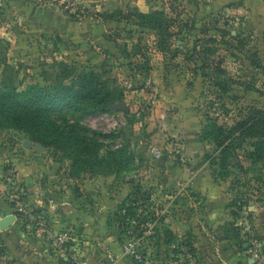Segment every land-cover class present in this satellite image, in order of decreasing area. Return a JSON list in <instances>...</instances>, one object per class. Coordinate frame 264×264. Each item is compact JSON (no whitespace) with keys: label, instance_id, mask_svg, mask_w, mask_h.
<instances>
[{"label":"rangeland","instance_id":"rangeland-1","mask_svg":"<svg viewBox=\"0 0 264 264\" xmlns=\"http://www.w3.org/2000/svg\"><path fill=\"white\" fill-rule=\"evenodd\" d=\"M3 1L0 0V85L12 84L20 91L35 83L56 86L60 83L57 78L61 62L73 65L79 71L81 67H87L102 74L111 88L123 94L122 101L115 105L125 104L126 107L121 112L111 110L108 114L89 116L80 122L98 132L113 134L116 138L106 141L109 149L126 150L131 156V170L121 173L117 179L120 184L142 189L140 196H146L144 199L139 197L137 209L141 208L152 217L153 207L163 211L169 208L168 213L162 215V222L168 216L176 220L177 216L171 213L173 205L169 207L171 194L168 190L157 189V170L161 171L164 167H208L215 181L223 183V192L229 194L232 221L225 228L230 233L231 225L239 229L242 243L248 244V260L253 242L261 244L264 253V238L253 232L254 216L250 210L254 203L264 206V162L253 163L247 159V151L251 147L245 144L237 152V158L230 160V175L223 177L221 168L211 165V160L220 157L219 152L213 143L202 139L209 120L230 126L249 107L264 110L263 21L250 15L234 14L232 9L240 4L238 0L219 7L216 5L218 0H22L29 7L67 16L72 22L80 23L77 27L83 31L90 28L92 34L99 31L97 34L100 37L104 35L105 40L110 38L108 42L112 45V52L101 48L99 55L104 59L98 56L95 59L100 60L95 61L93 58L95 63L91 66L90 62H76L69 54L67 44L57 42V37L44 39L41 52L34 54L28 50L32 59L15 56L11 47L3 43L8 38L12 39L8 29L10 22L5 25L1 19ZM133 9L145 13L164 10L176 21V35L171 40L169 52L158 51L155 32L139 28L133 22H105L103 17L97 16L119 10L128 13ZM72 14L79 20L74 21L70 17ZM10 17L16 19V15ZM27 31L21 35L30 41L35 30L28 28ZM53 43L55 47L51 51L48 45ZM138 43L148 58L149 71L141 69L143 59L137 54ZM203 51L204 54H198ZM220 82L225 84L227 91L216 87ZM65 118L70 121L73 116ZM17 137L28 140L20 132L7 130L0 133V147H6L5 153L0 152V157L11 154L10 147L15 146ZM155 150L162 153L161 159L164 158L165 164L154 157ZM142 151H146L149 158ZM49 157L48 165L51 166L50 161L53 160L62 169L67 166L68 160L63 153L52 151ZM14 181L17 182L15 178ZM186 207L193 216L202 212L199 205ZM232 212H237V218ZM190 237L191 234H186L180 240L173 236L168 239L195 254ZM125 240L124 234H120L122 247ZM78 247L81 250L82 244ZM99 259L97 256L96 260Z\"/></svg>","mask_w":264,"mask_h":264},{"label":"crops","instance_id":"crops-1","mask_svg":"<svg viewBox=\"0 0 264 264\" xmlns=\"http://www.w3.org/2000/svg\"><path fill=\"white\" fill-rule=\"evenodd\" d=\"M238 1L240 4L232 9L234 14L257 17L264 23V1ZM230 2L233 1L218 0L216 5L224 6ZM249 3L254 6L251 7ZM11 15H16V19L11 18ZM1 17L5 25L10 22L8 29L12 33V39L8 38V41L3 43L11 47L14 55L21 59H32L30 52H41L42 41L52 37H57L59 43L61 41L67 44L69 54L76 62H90L91 66L96 60H100L95 59L98 56L104 59L99 55L101 48L111 52L113 50L108 42L110 40H105L104 35L100 37L97 34L99 31L95 34H92L90 28L83 31L77 27L80 23L72 22L67 16L29 7L22 0H4ZM258 26L262 28V25ZM28 28L35 30V35H32L30 41L21 35L28 32ZM54 47V43L48 45L51 51ZM93 58L95 61H92ZM14 145L10 147V155L0 157V220L14 214V210L6 201L4 190L6 173L12 171L17 185L27 191V201L31 208L39 213L54 231L67 234L78 242V245L82 244L81 251L89 264H136L123 256L119 242L120 208L133 192V186L120 184L112 175L86 174L80 180L70 179L69 161L63 169L53 160L50 161V166L47 164L50 150L43 153L36 152L33 148L27 150L18 139ZM5 149L6 147H0V152L5 153ZM142 154L149 158L146 151H142ZM163 160L164 158L159 160L161 164H165ZM156 175L157 189L159 187L160 191L168 190L171 196L175 193L180 195L174 204L171 202V196L169 198V205H173L171 213H174L177 219L168 216L163 222L161 220L156 240L149 248L153 264H180L175 251L179 244L167 243L165 231H170L173 237L179 240L186 234H191L198 264H251L245 250L248 244L245 243L244 250L240 248L229 229L225 228L226 224L229 225L232 221L229 213V194L223 192V183L215 181L208 167H164L161 171L157 170ZM191 204L194 207H202L200 215L193 216L188 210L186 205ZM260 205L254 203L250 210L254 216L253 232L264 238V206ZM199 224L200 226H196ZM97 256L100 257L99 262L96 260ZM0 264L69 262L65 253L50 241L36 239L31 230L24 227L22 220L16 217L15 223L9 229L0 230Z\"/></svg>","mask_w":264,"mask_h":264},{"label":"trees","instance_id":"trees-1","mask_svg":"<svg viewBox=\"0 0 264 264\" xmlns=\"http://www.w3.org/2000/svg\"><path fill=\"white\" fill-rule=\"evenodd\" d=\"M194 1V0H188ZM105 22H133L139 28L155 32L159 52H169L171 40L175 37V20L164 10L148 13L138 9L124 13L121 10L102 15ZM78 21L75 14L70 15ZM110 40V38H109ZM137 54L141 55V69L149 71V62L138 43ZM199 55L204 54L198 52ZM177 54L175 53L174 56ZM175 58V57H174ZM201 57H199V60ZM197 62V61H196ZM58 74L60 83L56 86L35 83L20 91L15 85H0V133L16 131L27 136L33 144L50 148L51 152L63 153L70 162L69 178L80 180L86 174L115 176L116 179L125 171L131 170V156L126 150H112L106 145L107 140L116 138L84 126L80 120L89 116L108 114L116 103L121 102L123 94L110 86L102 74L61 62ZM222 72V71H221ZM220 90L227 91L225 84H216ZM73 116L70 121L66 116ZM23 138V137H22ZM202 139L213 143L220 157L211 160V165H218L223 177L230 175L231 159L237 158V152L245 144L251 147L246 158L253 163L264 162V110L249 107L240 113V118L232 125H220L216 120H209L204 128ZM107 150L104 154L103 151ZM242 169V165L238 163ZM118 180V179H117ZM142 189L133 187V192L121 205L119 214L120 234L125 236V226L129 217L136 214L140 198L144 199ZM145 194V193H143ZM150 198V197H148ZM237 218V212H232ZM231 236L244 247L239 229L231 225ZM166 242L170 243V231H165ZM248 249V248H247ZM246 250V249H245Z\"/></svg>","mask_w":264,"mask_h":264},{"label":"built area","instance_id":"built-area-1","mask_svg":"<svg viewBox=\"0 0 264 264\" xmlns=\"http://www.w3.org/2000/svg\"><path fill=\"white\" fill-rule=\"evenodd\" d=\"M156 159H161L162 153L158 150L153 152ZM4 190L6 200L10 202L15 210V216L20 218L25 228L31 230L33 236L38 240H47L54 246L65 253L69 264H89L79 249L78 242L70 238L69 235L58 233L53 230L45 219L34 211L27 201V192L14 181L12 171H8L4 178ZM180 194L175 193L171 196V202ZM171 205H169L170 207ZM169 208L161 210L157 207L152 208L153 216L149 217L141 208L136 210V214L129 217L126 222L125 237L126 240L122 247V254L133 260L136 264H153L150 247L156 240L158 227L161 223L163 214H167ZM177 251L176 258L180 264H198L196 254L191 253L188 248H175ZM251 264H264V253L261 244L253 242L248 252Z\"/></svg>","mask_w":264,"mask_h":264},{"label":"water","instance_id":"water-1","mask_svg":"<svg viewBox=\"0 0 264 264\" xmlns=\"http://www.w3.org/2000/svg\"><path fill=\"white\" fill-rule=\"evenodd\" d=\"M126 105L125 104H119V105H115L111 108V110L113 111H117V112H121L125 109ZM17 139L21 142H23V148L30 150L31 148H33L36 152L39 153H43V152H48L49 148H44L42 145L40 144H34L32 145V143L28 140H24L22 137H17ZM16 221V216L14 214L12 215H8L6 217H3L0 220V230L1 231H6L7 229H9L11 227V225H13Z\"/></svg>","mask_w":264,"mask_h":264}]
</instances>
